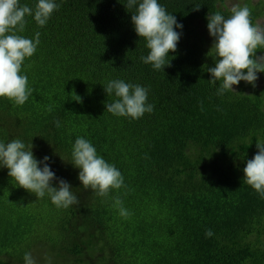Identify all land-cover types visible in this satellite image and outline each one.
Instances as JSON below:
<instances>
[{"label": "trees", "instance_id": "obj_1", "mask_svg": "<svg viewBox=\"0 0 264 264\" xmlns=\"http://www.w3.org/2000/svg\"><path fill=\"white\" fill-rule=\"evenodd\" d=\"M36 2L20 0L33 8ZM55 3L44 26L26 17L20 35L40 33L21 67L33 91L23 105L0 97V142L32 143L34 157H49L50 170L70 184L79 204L58 208L47 193L35 197L0 166V264H25V253L36 264H264V198L243 178L256 142L264 141V85L246 82L247 93L218 95L220 82L211 85L207 71L217 59L207 16L227 18L230 6L158 0L183 27L175 28L171 66L156 70L141 59L149 49L131 22L138 5ZM239 4L255 24L260 4ZM111 80L145 87L153 111L138 119L109 113L106 104L117 99L104 90ZM77 137L121 172L124 187L107 197L83 188L71 163Z\"/></svg>", "mask_w": 264, "mask_h": 264}, {"label": "clouds", "instance_id": "obj_2", "mask_svg": "<svg viewBox=\"0 0 264 264\" xmlns=\"http://www.w3.org/2000/svg\"><path fill=\"white\" fill-rule=\"evenodd\" d=\"M138 5L131 15V22L139 38H144L149 52L141 57L145 64H151L156 70L171 66L169 52H176L180 33L175 28H182L172 14L158 3V0H127L131 9ZM59 7L55 0H37L35 7L21 5L20 0H0V97L23 105L32 93L28 87V77L21 74V67L26 58L31 57L39 41L40 33L35 39L27 38L20 33L25 31L26 17L31 16L38 26H44L51 14ZM197 10L199 7H195ZM225 18L220 12L207 16V30L214 38L210 48L214 49L216 61L214 67H208L211 74L209 83H219L217 94L234 91L233 85L245 81L255 87L257 72H264V54L256 55L258 49L264 50V26L253 24L251 10L247 5L232 3ZM106 95L114 94L117 99L107 103L105 109L116 116L138 119L144 113H151L153 105L148 104V90L138 84L126 83L123 80H111L104 86ZM79 102V97L76 99ZM51 111V107L48 109ZM60 127V122H55ZM251 144V142L249 143ZM32 143L25 145L20 139L8 143L0 142V166L8 169V176L13 178L19 187L43 198L47 193L51 202L58 208H68L79 204L71 186L55 176L46 163L48 156L37 160L31 149ZM258 151L246 161L243 168L244 180L264 198V141L256 142ZM71 163L80 169L78 179L84 189H91L98 196L107 197L110 190L124 187L121 172L99 156L95 147L83 137H77L72 146ZM38 165H43L39 167ZM57 180V186L52 181ZM122 217L130 213L123 207L119 197L114 198ZM205 235L211 237L212 231ZM25 264H36L31 253H25Z\"/></svg>", "mask_w": 264, "mask_h": 264}, {"label": "rangeland", "instance_id": "obj_3", "mask_svg": "<svg viewBox=\"0 0 264 264\" xmlns=\"http://www.w3.org/2000/svg\"><path fill=\"white\" fill-rule=\"evenodd\" d=\"M257 1L258 0H256L255 2H257ZM235 3H237V2H235ZM259 4H260V6H261V8H262L263 11H262V15L255 21V24H260V25L264 26V0H260V3ZM262 54H264V50L262 51ZM245 84H246V82L242 80L237 85H233L232 87H233L234 90H237V89L239 90L240 88H244L243 91L245 93H247V92L250 91V89H249V87L247 85L248 83L246 84V86H245ZM255 86H257L256 89H259V84H257L256 81H255ZM261 87H262V82L260 84V88Z\"/></svg>", "mask_w": 264, "mask_h": 264}, {"label": "flooded vegetation", "instance_id": "obj_4", "mask_svg": "<svg viewBox=\"0 0 264 264\" xmlns=\"http://www.w3.org/2000/svg\"><path fill=\"white\" fill-rule=\"evenodd\" d=\"M247 0H225V5L226 6H231L232 3H235V2H239V3H245ZM256 0H251V3H256V4H259L260 3V0H258L257 2H255ZM260 17V16H259ZM258 17V18H259ZM257 18V19H258ZM256 55L258 56L259 53L256 52ZM263 74L264 73H261V72H257L256 75H257V79H256V82L257 84H259V88H260V84L262 82V86L264 85V78H263ZM262 88V87H261Z\"/></svg>", "mask_w": 264, "mask_h": 264}]
</instances>
